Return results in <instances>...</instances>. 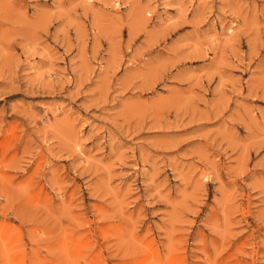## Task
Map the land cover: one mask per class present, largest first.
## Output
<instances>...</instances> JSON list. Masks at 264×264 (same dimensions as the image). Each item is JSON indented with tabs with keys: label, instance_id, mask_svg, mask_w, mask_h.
Wrapping results in <instances>:
<instances>
[{
	"label": "rangeland",
	"instance_id": "374dc122",
	"mask_svg": "<svg viewBox=\"0 0 264 264\" xmlns=\"http://www.w3.org/2000/svg\"><path fill=\"white\" fill-rule=\"evenodd\" d=\"M0 264H264V0H0Z\"/></svg>",
	"mask_w": 264,
	"mask_h": 264
}]
</instances>
